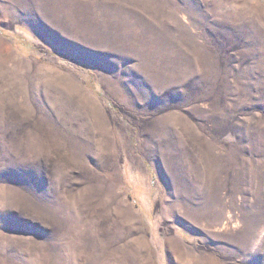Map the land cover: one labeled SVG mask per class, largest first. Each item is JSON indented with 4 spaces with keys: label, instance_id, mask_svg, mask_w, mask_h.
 <instances>
[{
    "label": "rangeland",
    "instance_id": "374dc122",
    "mask_svg": "<svg viewBox=\"0 0 264 264\" xmlns=\"http://www.w3.org/2000/svg\"><path fill=\"white\" fill-rule=\"evenodd\" d=\"M0 264H264V0H0Z\"/></svg>",
    "mask_w": 264,
    "mask_h": 264
}]
</instances>
